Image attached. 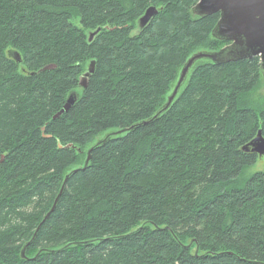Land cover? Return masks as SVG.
Returning a JSON list of instances; mask_svg holds the SVG:
<instances>
[{"label":"trees","instance_id":"obj_1","mask_svg":"<svg viewBox=\"0 0 264 264\" xmlns=\"http://www.w3.org/2000/svg\"><path fill=\"white\" fill-rule=\"evenodd\" d=\"M196 1L0 0V264H264V171L245 175L242 149L264 137L258 56L195 61L165 111L83 166L163 105L189 40L228 43Z\"/></svg>","mask_w":264,"mask_h":264},{"label":"water","instance_id":"obj_2","mask_svg":"<svg viewBox=\"0 0 264 264\" xmlns=\"http://www.w3.org/2000/svg\"><path fill=\"white\" fill-rule=\"evenodd\" d=\"M192 11L200 17L218 13L219 17L211 30V34L217 39L228 41V43L215 51L199 50L191 54L181 67L177 81L163 105L159 107L149 118L141 122L134 123L127 129L117 130L103 135L101 139L96 141L94 145L87 149L86 159L83 166L87 165L90 151L97 145L104 143L112 134L130 130L142 123L150 122L165 111L170 106L181 84L184 82L190 67L196 60L207 59L213 63H224L250 59L251 57L258 56L260 60L259 69L264 78V0H197L192 6ZM156 13L157 9L155 6L148 7L143 15L138 19L139 27L144 26ZM98 30L99 29L91 32L89 34V39H91ZM7 53L9 56L15 58L17 62L20 61L18 52L8 50ZM49 67L51 66L47 65L44 68ZM92 72L93 63L90 62L87 70L79 78V85L81 87L86 86L87 77ZM74 98L75 94L71 93L66 98L61 109L53 115V118L66 111L72 105ZM242 149L244 151L255 152L259 156L264 155V137L262 136L261 131L258 130L255 137L244 145ZM67 177L68 174L64 177L59 194L61 193ZM173 236L177 240L176 236ZM26 245H24L21 250L22 257L24 256Z\"/></svg>","mask_w":264,"mask_h":264},{"label":"rangeland","instance_id":"obj_3","mask_svg":"<svg viewBox=\"0 0 264 264\" xmlns=\"http://www.w3.org/2000/svg\"><path fill=\"white\" fill-rule=\"evenodd\" d=\"M74 22L75 23H77V20L75 19L74 20ZM208 38H206V39H204L203 37L202 38H197V39H193V40H189V44H191V45H194V46H192V47H190L191 48V51H190V54H189V56L191 55V54H193V53H195L196 51H199V50H203L204 48H207L208 49V47H207V43H206V40H207ZM206 44V45H205ZM222 47V46H221ZM200 60V59H199ZM197 61V60H196ZM194 64V63H193ZM192 64V65H193ZM190 69H192V66L190 67ZM190 69H189V71H190ZM180 72V71H179ZM179 75V74H178ZM178 78V77H177ZM261 81H262V83H261V85L259 86V88H258V90L255 92V94H254V100H255V104L259 107V108H263L264 107V78H263V76L261 77ZM177 81V80H176ZM176 83V82H175ZM175 85V84H174ZM174 87V86H173ZM173 89V88H172ZM172 91V90H171ZM170 91V92H171ZM170 94V93H169ZM168 94V95H169ZM167 95V96H168ZM167 99V98H166ZM174 99V98H173ZM166 101V100H165ZM164 101V102H165ZM103 135L101 134V135H98L96 138H100V137H102ZM88 146V145H87ZM264 171V155H258V157H257V159H256V161L253 163V164H251V165H249V166H247L245 169H244V174L245 175H250V174H252V173H254V172H256V171Z\"/></svg>","mask_w":264,"mask_h":264}]
</instances>
